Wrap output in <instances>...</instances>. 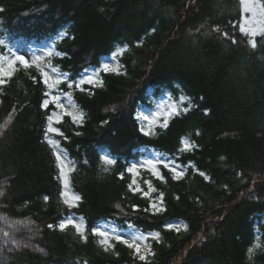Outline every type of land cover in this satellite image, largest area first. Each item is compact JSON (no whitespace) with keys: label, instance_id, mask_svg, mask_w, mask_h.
Listing matches in <instances>:
<instances>
[{"label":"trees","instance_id":"1","mask_svg":"<svg viewBox=\"0 0 264 264\" xmlns=\"http://www.w3.org/2000/svg\"><path fill=\"white\" fill-rule=\"evenodd\" d=\"M242 17L240 0H0V39L7 45L0 56L19 39L51 41L58 53L52 65L69 74L61 91L71 92L84 114L83 123L65 118L54 125L67 139L51 136L75 164L72 189L82 200L69 209L45 139L46 89L32 79L39 74L22 70L0 88V126L12 117L0 137V264H144L119 243L104 252L91 232L103 222L159 233V241H147L155 253L148 264H264V39L258 36L252 49L239 31ZM107 56L119 61L122 74L101 72L103 87L85 91L67 86ZM150 90L189 110L145 136L137 113ZM184 139L196 147L181 151ZM105 150L116 161L108 172ZM147 150L186 169L179 181L162 169L167 183L140 170L145 191L151 180L164 193L165 211L156 214L144 212L150 200L127 187L133 178L127 168L143 163ZM69 215L84 218L87 243L72 229L47 227ZM175 221L186 227L170 230ZM4 231L31 238L30 246L4 243Z\"/></svg>","mask_w":264,"mask_h":264},{"label":"snow or ice","instance_id":"2","mask_svg":"<svg viewBox=\"0 0 264 264\" xmlns=\"http://www.w3.org/2000/svg\"><path fill=\"white\" fill-rule=\"evenodd\" d=\"M242 5L243 13V22L239 24V31L248 37V43L252 49L257 48V37L264 39V2L262 0H240ZM155 31V29H153ZM215 31L219 32L220 29L216 28ZM224 37L229 38L233 44H236L237 41L235 38L230 37L229 33L224 32L222 34ZM0 46H7L6 42L0 39ZM10 55L0 56V88L7 85L14 76L20 72H29L34 70L39 74V79L36 76H33L32 79L36 83L43 84L46 89L43 93V99L40 104L41 109L47 113V134L45 139L47 144L52 150V154L55 159V165L58 170L56 179L60 182L61 191L59 193L62 203L67 206L69 209L78 208L82 197L73 191L72 189V179L71 174L75 171V164L73 161L68 159L66 151L61 147L60 142L57 139L51 138V136H60L65 137L64 133L59 127L54 125L61 124L65 118H69L72 123H83L84 114L78 108V106L72 101L71 92H62L61 85L66 82V75L61 72L59 69L52 65V57L58 55V53L53 52L52 50L47 51L44 55H35L32 57L26 58L25 55L19 54L17 51H13L11 47L8 48ZM123 49L117 53L118 55L123 54ZM104 74H116L120 75L121 66L114 63L105 62L99 69L94 70L91 74H88V71L85 70V75L79 79V81H72L68 84L69 88H77L80 91H85L84 86H94V87H103V80L100 78V73ZM65 99L68 101L66 104ZM184 112H187L189 109L187 107L182 109ZM15 112V109L13 110ZM181 109L175 104H171L166 107L163 112V121L160 122L162 116L161 111H157L153 116H144L143 120L146 121V125L140 127V132L145 136L154 135V128L156 126L167 128L168 127V118L172 115L179 114ZM12 117H9V121L4 125L0 126V137H3L8 128V123L11 121ZM81 133L77 132L76 135ZM196 147L194 143L188 139L183 140V146L181 151L188 152L192 151ZM105 167L102 169L104 172L110 170V166L114 165L116 161L110 158L108 155L103 157ZM142 168L147 169L151 175L167 183V180L163 174L162 169H166L171 173L173 180L179 181L182 180L186 175V169L180 164L176 163L174 160H165L157 156L156 158L147 159L141 164H132L127 168V172L132 174L131 183L127 185L128 189L133 193L142 194L143 197L150 200V205L148 208H144V212L152 211L153 214L160 213L165 211L164 207V193L158 191L157 188L153 186L151 180H147L144 183L147 185V191L141 186L137 181L140 170ZM197 172L204 179H210L203 171ZM124 178V174H120V179ZM157 193L155 198L152 194ZM3 191H0V196H3ZM48 198L45 197V200ZM117 209L121 208V205L117 203L115 205ZM133 211H139L137 205L130 206ZM47 227L51 230H58L61 233H66L69 229H72L74 233L80 238L84 243L88 242V229L84 223V218L79 217L75 218L71 215L61 219L58 224H48ZM168 228L170 230L180 231V228L176 224H169ZM38 231V229H37ZM92 235L99 238L98 244L103 248L104 252H109L115 249V243L122 244L128 249L132 250L135 256L144 264H148L149 256H154L155 253L152 251L151 246L147 244L149 239L156 241L160 240V234L155 233L151 237L145 236L143 234H131L125 237L123 234H116L103 230L99 227L91 230ZM5 238L4 243L11 244L15 248L20 247H29L30 239L28 241L17 240L14 236L10 235L8 231L2 233ZM11 250V249H9ZM43 251V249H40Z\"/></svg>","mask_w":264,"mask_h":264},{"label":"rangeland","instance_id":"3","mask_svg":"<svg viewBox=\"0 0 264 264\" xmlns=\"http://www.w3.org/2000/svg\"><path fill=\"white\" fill-rule=\"evenodd\" d=\"M244 15L245 14L243 13V17H244ZM243 17H242V22H243ZM12 50L17 51L21 55H25L26 58H29V59L32 57V55L34 53L39 54V55H44L49 50H52L53 52H55L53 43L51 41H44L40 44H36L35 42L28 44V43L24 42L23 40H17L14 43V45L12 46ZM8 55H10V54H8ZM105 62L120 65L118 60L113 56L106 57L104 59L103 63H105ZM87 71H88V74H91L93 72V70H87ZM64 74L66 75L67 78L69 77L68 74H66V73H64ZM84 75H85V72L83 73L82 77ZM148 95L150 97L149 103L141 105L139 107L138 113H137V118H138L141 126L146 125V123H147L146 121L143 120L144 116H153L157 111H161V113H162V116L160 118V122L162 123L163 112H164L165 108L170 106L173 103H175L181 110L183 109L182 108V101L176 102L174 99H172L167 94H162L160 96H156L154 94V91L150 90ZM64 102L66 104L68 103V101L66 99ZM169 119H170V117L168 118V121H169ZM103 155H106V152H104ZM157 156L164 159V157L162 156L161 153L154 151V150H150V151L147 150L145 160L156 158ZM171 224H176L180 229H183L186 227V225L183 221H175V222H172ZM99 228L106 230V231H109V232L116 233V234H123L125 237H127L133 233L141 234L140 232H137L133 227H128L125 229H118L111 222H103L99 225Z\"/></svg>","mask_w":264,"mask_h":264}]
</instances>
